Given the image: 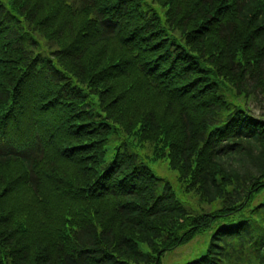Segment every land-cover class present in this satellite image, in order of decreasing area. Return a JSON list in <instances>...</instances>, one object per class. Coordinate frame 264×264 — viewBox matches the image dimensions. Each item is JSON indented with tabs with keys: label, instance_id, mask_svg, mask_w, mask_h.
Masks as SVG:
<instances>
[{
	"label": "trees",
	"instance_id": "1",
	"mask_svg": "<svg viewBox=\"0 0 264 264\" xmlns=\"http://www.w3.org/2000/svg\"><path fill=\"white\" fill-rule=\"evenodd\" d=\"M113 129L209 210L105 164ZM215 223L186 264H264V0H0V264H161Z\"/></svg>",
	"mask_w": 264,
	"mask_h": 264
},
{
	"label": "rangeland",
	"instance_id": "2",
	"mask_svg": "<svg viewBox=\"0 0 264 264\" xmlns=\"http://www.w3.org/2000/svg\"><path fill=\"white\" fill-rule=\"evenodd\" d=\"M249 105L255 114H259V103L256 99L252 98ZM121 144H127L144 163L151 169L153 174L165 180L172 188L175 198L184 204V206L193 210L200 208L209 210L205 205L198 202L194 194H189L182 187L178 180L177 172L170 169L166 157L153 154V148L146 145H140L136 142L134 137L127 136L119 131L111 130L109 135V142L105 146V164L110 163L116 152V148ZM219 224H213L209 229L203 231L196 236L191 242L176 248L173 251L166 252L161 257V264H186L190 261L196 260L204 255L209 246L211 234L218 228Z\"/></svg>",
	"mask_w": 264,
	"mask_h": 264
},
{
	"label": "bare ground",
	"instance_id": "3",
	"mask_svg": "<svg viewBox=\"0 0 264 264\" xmlns=\"http://www.w3.org/2000/svg\"><path fill=\"white\" fill-rule=\"evenodd\" d=\"M171 169V168H170Z\"/></svg>",
	"mask_w": 264,
	"mask_h": 264
}]
</instances>
